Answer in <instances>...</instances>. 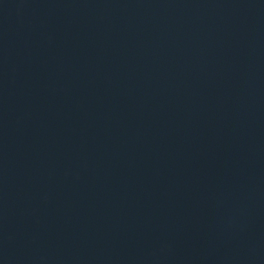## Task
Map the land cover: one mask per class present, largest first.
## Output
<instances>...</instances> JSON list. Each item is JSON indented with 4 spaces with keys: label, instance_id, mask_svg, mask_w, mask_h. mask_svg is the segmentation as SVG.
I'll return each instance as SVG.
<instances>
[{
    "label": "water",
    "instance_id": "1",
    "mask_svg": "<svg viewBox=\"0 0 264 264\" xmlns=\"http://www.w3.org/2000/svg\"><path fill=\"white\" fill-rule=\"evenodd\" d=\"M0 264H264V0H0Z\"/></svg>",
    "mask_w": 264,
    "mask_h": 264
}]
</instances>
